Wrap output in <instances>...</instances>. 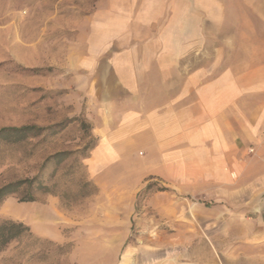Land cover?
Masks as SVG:
<instances>
[{
	"label": "rangeland",
	"instance_id": "rangeland-1",
	"mask_svg": "<svg viewBox=\"0 0 264 264\" xmlns=\"http://www.w3.org/2000/svg\"><path fill=\"white\" fill-rule=\"evenodd\" d=\"M139 7L136 0H0V128H46L0 141V185L41 172L46 186L35 201L13 193L0 205V220L32 228L0 246V264H168L194 251L205 196L137 179L116 164L90 170L94 125L110 108L119 111L144 75L152 86L158 70L171 73L160 59L184 53L169 49L177 36L145 33ZM218 45L210 35L208 58L216 64L225 54L229 62L234 51L227 43L219 53ZM133 154L141 158L139 149Z\"/></svg>",
	"mask_w": 264,
	"mask_h": 264
},
{
	"label": "crops",
	"instance_id": "crops-1",
	"mask_svg": "<svg viewBox=\"0 0 264 264\" xmlns=\"http://www.w3.org/2000/svg\"><path fill=\"white\" fill-rule=\"evenodd\" d=\"M136 2L145 33L177 36L169 49L184 53L160 59L172 72L158 70L152 86L144 75L143 86L124 92L122 108L94 125L90 170L116 164L210 201L200 206L194 251L168 264H264V0ZM210 35L219 53L227 43L234 51L229 62L208 58Z\"/></svg>",
	"mask_w": 264,
	"mask_h": 264
},
{
	"label": "trees",
	"instance_id": "trees-1",
	"mask_svg": "<svg viewBox=\"0 0 264 264\" xmlns=\"http://www.w3.org/2000/svg\"><path fill=\"white\" fill-rule=\"evenodd\" d=\"M45 127L35 125L7 126L0 128V141H20L27 139L31 134L44 131ZM39 132V133H40ZM55 132V131H54ZM87 149L91 145H86ZM60 154L56 155L59 156ZM51 157L48 158V160ZM41 172L32 178H23L9 181L0 185V205L7 195L21 193V201H35L37 190L45 188ZM32 234L30 225L12 219L0 220V246H5L22 235Z\"/></svg>",
	"mask_w": 264,
	"mask_h": 264
},
{
	"label": "water",
	"instance_id": "water-1",
	"mask_svg": "<svg viewBox=\"0 0 264 264\" xmlns=\"http://www.w3.org/2000/svg\"><path fill=\"white\" fill-rule=\"evenodd\" d=\"M261 200L264 202V193L261 195Z\"/></svg>",
	"mask_w": 264,
	"mask_h": 264
}]
</instances>
